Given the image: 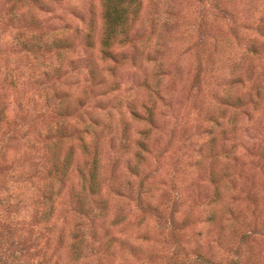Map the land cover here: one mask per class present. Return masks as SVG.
Listing matches in <instances>:
<instances>
[{"label":"rangeland","instance_id":"obj_1","mask_svg":"<svg viewBox=\"0 0 264 264\" xmlns=\"http://www.w3.org/2000/svg\"><path fill=\"white\" fill-rule=\"evenodd\" d=\"M105 9L0 0V264H264V0Z\"/></svg>","mask_w":264,"mask_h":264},{"label":"trees","instance_id":"obj_2","mask_svg":"<svg viewBox=\"0 0 264 264\" xmlns=\"http://www.w3.org/2000/svg\"><path fill=\"white\" fill-rule=\"evenodd\" d=\"M105 2V36L102 43L110 46L116 41L119 35L124 38L128 35V20H132V16L136 14V10H128L132 4H137L139 0H104ZM131 15V16H130ZM64 169L67 167V161L63 163ZM64 171V170H63ZM97 182L95 178V183Z\"/></svg>","mask_w":264,"mask_h":264}]
</instances>
